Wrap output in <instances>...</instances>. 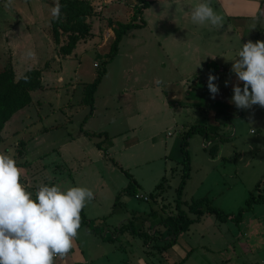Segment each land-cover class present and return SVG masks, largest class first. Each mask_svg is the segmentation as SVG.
<instances>
[{
    "label": "rangeland",
    "instance_id": "1",
    "mask_svg": "<svg viewBox=\"0 0 264 264\" xmlns=\"http://www.w3.org/2000/svg\"><path fill=\"white\" fill-rule=\"evenodd\" d=\"M87 1L93 8L87 17L90 35L96 40L88 42L91 37L87 35L85 40H79L76 54L63 57L58 47L66 42V35L62 34L60 43H55L51 32L50 8L54 0H12L11 6H6L7 0H0V69L11 64L20 75L29 68H43L44 84V88L31 91L33 102L13 113L4 124L0 150L13 155L23 170L24 181L54 182L62 190L77 185L94 193L85 208L88 214L96 211L99 215L90 216L88 229L80 227L74 247L64 259L67 257L71 264H169L177 254L181 256L177 264H264V202H253L243 210L238 223L231 218L239 208L246 207L250 193H264V107L238 109L231 102L233 90L222 91L221 87L215 99H199L204 104L197 110L199 118L192 119L190 113L187 123L202 128L198 127L199 131L187 139L189 176L177 208L184 154L179 143L165 149L160 144L153 147L148 139L153 132L165 137L168 130L173 134L167 138L176 139L177 128H168L174 122L171 115L156 123L145 121L138 134L140 143L124 149L121 137L130 130L125 118L120 117L124 114L115 106L119 99L134 98L131 90L136 68L129 58L127 38L118 44L114 59L104 63L114 38L112 27L117 22L138 21L141 2ZM23 7L24 13L19 10ZM8 30L9 43L3 34ZM84 41L91 46L84 48ZM148 49L157 50L153 40ZM29 51L35 55L29 57ZM103 66L108 67L107 73L94 93L102 109L88 127L101 128L100 139L107 132L123 134L117 135L118 148L112 147L110 156L96 161L89 155L92 162L78 170L76 179V174H70L73 164L78 167V149L74 142L65 148H59V144L78 135L85 111L89 110L82 101L84 85L93 81ZM59 75L62 82L57 80ZM67 99L74 107L72 115L66 111L65 119L58 107ZM103 102L111 106L109 114L103 110ZM177 123L180 124L178 119ZM89 137L100 140L97 135ZM114 161L120 162L124 170ZM126 170L138 182L136 194L125 190L130 181ZM31 173L35 175L30 177ZM193 204L203 210L211 205L230 215L225 220L206 212L197 217L190 210ZM177 209L184 210L192 222L186 230L175 232L173 216Z\"/></svg>",
    "mask_w": 264,
    "mask_h": 264
},
{
    "label": "crops",
    "instance_id": "2",
    "mask_svg": "<svg viewBox=\"0 0 264 264\" xmlns=\"http://www.w3.org/2000/svg\"><path fill=\"white\" fill-rule=\"evenodd\" d=\"M200 2L201 0H146L147 4L142 7L141 12L137 16L138 21L143 22V25L131 28L122 37V39L124 37L127 38L126 41L130 42V47L128 48L129 58L133 60L136 68L134 70L135 75L133 76L131 90V95H134V98L119 99L115 107L124 114L120 117L125 118L130 133L123 134L122 131H119V133L114 132L108 135L107 132L105 137L100 139L103 135L101 128L94 130L88 127V124L102 109L98 107L96 99H93L91 115L82 122L78 135L73 137L69 142L59 144V148H65L70 142H74L78 149L79 154L76 158V160H79L77 162L78 167L73 164L70 175H77L79 169L82 170L83 167L92 162L89 155L96 161L100 160L101 157L110 156V149L112 147L118 148L117 135L123 134L121 140L124 142V146H122L124 149L134 147L140 143L141 140L138 134L141 132L145 121L156 123L158 119L160 120L163 117L169 118L171 115V119L174 122L168 128H177L176 139L167 138V136L171 137L173 134L172 132L168 133L170 130L167 131V136L165 137H160V133L153 132L149 135L148 139L151 141L153 147L160 144L166 149L167 147H171L172 143H179L180 146L181 133L191 126H195V124L190 125V122L187 123V116L191 113L192 119L197 120L199 118L196 114L197 110L202 108L201 105L203 104L199 99H203L204 97L208 99V96H210L209 99L212 98L207 86L210 73L218 77L214 83L218 84L219 92L220 87L222 91L225 88L233 90V85L238 81L236 74L231 69L234 63L233 60L238 58L239 50H241L244 43H247L251 39L252 42L264 39V0H211V6L214 11L223 17L220 26H211L210 24L198 25L191 21V8ZM19 10L24 13L23 10L25 11L26 9L23 7V9L19 8ZM137 31L140 32L136 33ZM9 32L10 30L3 32L7 43H9V35L7 36L6 33ZM95 38L96 36H92L88 42L96 40ZM82 40H85V38L80 39V41ZM152 40L156 43L157 50L150 51L148 49ZM83 44L85 45L84 48L91 46V43L86 44L85 41ZM79 46L80 42L78 41L75 48L66 57L74 55ZM118 49L116 53H118ZM107 68L106 66L105 74L107 73ZM39 69L43 76V68ZM13 70L15 78H18L21 74L17 75L15 68ZM57 80L58 82H62L63 77L59 75ZM157 80L162 81V83L156 84L155 81ZM225 81H229L227 87L225 86ZM241 85H243L242 82H240ZM41 88H44V84H42ZM156 89H160L157 95H155ZM221 97L225 98V96ZM31 102H33L32 98ZM37 103L39 105L40 101ZM123 105L124 111H122ZM101 106L109 114L111 106L105 105V102ZM73 107L74 105L71 103V100L67 99L58 108L63 113L61 116H65V119H68L66 111L72 115L71 111ZM81 109L84 111V108ZM85 112H88V108ZM213 113H215L214 110ZM57 115L58 117L60 116V114ZM215 117L218 118V116ZM177 119L180 124L177 123ZM192 119L191 121H193ZM54 121L57 120L55 119ZM4 128L5 125L0 132V136L5 131ZM87 132L99 133L97 136L100 140H92V137H89ZM87 138L90 139L87 140ZM94 149H96L95 153ZM86 158L89 161L85 160ZM117 165L124 170L120 162ZM126 172L130 174L127 170ZM33 175L35 173H31L30 177ZM78 178L79 175H77L76 179ZM133 179L134 188L137 191L138 187L136 186H138V182L135 178ZM74 180L75 178H73ZM25 181H27V178H25ZM39 183L54 185V182L48 183L45 180ZM31 185L32 187L29 190L34 193L36 189L35 185L37 184L31 183ZM102 190L101 186L100 192ZM85 207L83 209L87 219H90L91 215H99L96 211H94V214H88ZM85 228L88 229L86 225ZM178 256L176 254L171 257L169 261L171 263L169 264L180 263L181 256H179L180 258ZM71 263L72 261L67 257L65 259L64 257H58L55 260V264Z\"/></svg>",
    "mask_w": 264,
    "mask_h": 264
},
{
    "label": "clouds",
    "instance_id": "3",
    "mask_svg": "<svg viewBox=\"0 0 264 264\" xmlns=\"http://www.w3.org/2000/svg\"><path fill=\"white\" fill-rule=\"evenodd\" d=\"M7 0L6 6H11ZM60 0L50 8L53 19L61 16ZM223 17L201 0L191 8L194 24L220 26ZM29 57L34 52L27 53ZM231 71L237 76L231 102L238 109L264 107V40L244 43L233 60ZM218 77L208 76L207 86L213 99L219 92ZM243 83V87L240 86ZM156 84L162 81H155ZM229 81H225L227 87ZM23 170L10 153L0 150V264H55L74 247L81 227V211L94 199L90 188L82 186L62 190L59 185L37 184L33 193L24 181ZM50 179V178H49Z\"/></svg>",
    "mask_w": 264,
    "mask_h": 264
},
{
    "label": "trees",
    "instance_id": "4",
    "mask_svg": "<svg viewBox=\"0 0 264 264\" xmlns=\"http://www.w3.org/2000/svg\"><path fill=\"white\" fill-rule=\"evenodd\" d=\"M140 2L141 6L138 9V14L141 12L142 7L147 4L146 0H140ZM60 4L62 5L60 19L55 20L51 17L50 25L55 43H60V37L62 34L66 35V42L58 47L59 55L65 57L72 52L80 39H83L87 35L91 34V24L87 20V17L91 14L93 8L87 0H60ZM142 25L143 22L131 20L126 23L117 22L116 25L112 27L114 38L110 44L108 53H106V60L104 61L105 64L106 62L112 60L116 55L118 44L122 37L131 28L141 27ZM105 72L106 67L103 66L95 76L94 80L84 85V95L82 101L84 104L89 105V110L86 113L85 118L91 115L94 93L101 80V77L105 74ZM41 77L42 73L39 68L27 69L18 78H15L14 70L11 64L0 69V132L5 122L12 116L13 113L31 102L30 92L42 87ZM198 127L202 128L201 126H191L180 135V149L184 154L182 160L184 172L177 187V208H179V202L181 200L180 196L185 184V180L189 176L188 171L190 159L186 150L187 139L193 132L197 130L199 131ZM87 134L89 136H93L99 133L87 132ZM114 163L117 165L116 162ZM126 174H128L130 181L128 182L125 190L135 193L134 179L131 174L127 172ZM157 186H160V184ZM253 202H264V193H259L257 196L250 193L246 199V207L239 208L237 213L231 215V218L234 219L236 223H238L241 218L242 211L250 208ZM190 210L194 211L197 217L202 215L203 212H206L209 214H214L219 220H225L230 215L211 205H207V207L203 210L202 208L198 207L197 204H193L190 205ZM173 219L176 222L175 232H177V230H186L189 224L192 222V219L188 218L184 210L181 209H177ZM88 222L89 219H87L84 209H82L81 227L87 225Z\"/></svg>",
    "mask_w": 264,
    "mask_h": 264
},
{
    "label": "built area",
    "instance_id": "5",
    "mask_svg": "<svg viewBox=\"0 0 264 264\" xmlns=\"http://www.w3.org/2000/svg\"><path fill=\"white\" fill-rule=\"evenodd\" d=\"M94 66H97V63H94ZM170 133V132H168ZM139 197H141L142 195H138ZM143 198H146V196H143Z\"/></svg>",
    "mask_w": 264,
    "mask_h": 264
}]
</instances>
